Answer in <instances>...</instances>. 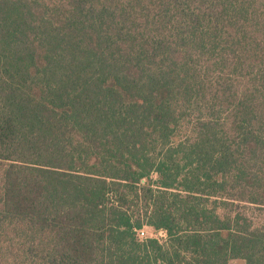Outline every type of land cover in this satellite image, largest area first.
Wrapping results in <instances>:
<instances>
[{"label":"trees","instance_id":"obj_1","mask_svg":"<svg viewBox=\"0 0 264 264\" xmlns=\"http://www.w3.org/2000/svg\"><path fill=\"white\" fill-rule=\"evenodd\" d=\"M234 261L264 264V0H0V264Z\"/></svg>","mask_w":264,"mask_h":264},{"label":"rangeland","instance_id":"obj_2","mask_svg":"<svg viewBox=\"0 0 264 264\" xmlns=\"http://www.w3.org/2000/svg\"><path fill=\"white\" fill-rule=\"evenodd\" d=\"M156 178V175H153V179ZM142 230L145 232V237L149 236L151 238L158 237L160 241L164 242V235L163 234H155L151 228L149 227H143ZM240 262L234 261L231 264H239Z\"/></svg>","mask_w":264,"mask_h":264},{"label":"built area","instance_id":"obj_3","mask_svg":"<svg viewBox=\"0 0 264 264\" xmlns=\"http://www.w3.org/2000/svg\"><path fill=\"white\" fill-rule=\"evenodd\" d=\"M139 236L141 237V238H145V232L142 230V231H140L139 232Z\"/></svg>","mask_w":264,"mask_h":264}]
</instances>
